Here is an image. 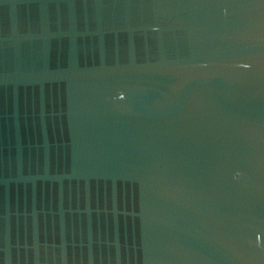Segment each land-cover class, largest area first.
Returning <instances> with one entry per match:
<instances>
[{"label": "water", "instance_id": "95a60500", "mask_svg": "<svg viewBox=\"0 0 264 264\" xmlns=\"http://www.w3.org/2000/svg\"><path fill=\"white\" fill-rule=\"evenodd\" d=\"M0 264H264V0H0Z\"/></svg>", "mask_w": 264, "mask_h": 264}]
</instances>
